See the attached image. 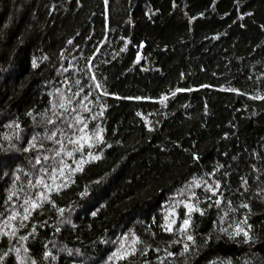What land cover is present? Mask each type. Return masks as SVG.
<instances>
[{"label": "trees", "instance_id": "trees-1", "mask_svg": "<svg viewBox=\"0 0 264 264\" xmlns=\"http://www.w3.org/2000/svg\"><path fill=\"white\" fill-rule=\"evenodd\" d=\"M255 96L264 97V0H0L2 264H264ZM85 125L102 140L83 155L99 159L70 171L81 152L69 141ZM38 192L55 207L43 200L22 221ZM188 202L204 213L189 214L192 241L180 230ZM245 219L249 241L230 239ZM121 247L135 254L110 260Z\"/></svg>", "mask_w": 264, "mask_h": 264}, {"label": "snow or ice", "instance_id": "snow-or-ice-1", "mask_svg": "<svg viewBox=\"0 0 264 264\" xmlns=\"http://www.w3.org/2000/svg\"><path fill=\"white\" fill-rule=\"evenodd\" d=\"M201 15H202V14H201ZM248 15H250V14H248ZM193 19H195V17H193ZM69 43H71V41H69ZM137 59H139V53H137ZM32 67H33V68L36 67V62H35V61H33V63H32ZM93 79H95V77H93ZM96 87L99 88L100 85L97 84ZM202 87H204V86L202 85ZM184 90H185V89H177L176 91H184ZM187 90H190V89H187ZM232 91H237V90H236V89H232ZM173 94H174V93H173ZM105 95H107L106 92H105ZM128 99H131V98H128ZM135 99H141V97H135ZM253 99H264V97L255 96V97H253ZM165 100H166V97H165V96H161V97H160V101H161V103H163ZM59 107H61V108H64V107H65V105H64V103H63V97H61V102L59 103ZM27 115H31V112L27 113ZM101 115H102V113H101ZM137 115H140V113H137ZM76 122L79 123L80 121L77 120ZM48 123H54V121L49 120ZM13 126H14L15 128H17V129H19V127H20L18 123H17V124H14ZM68 127H72V125L69 124ZM86 128H87V125H85L83 128H80V129H79L80 136H79L76 140H71V141H69V142L72 143L73 145H79L77 148H75V150L78 151V152H81L80 159H79L78 161H75V163H76V168H75V169H70V171H80V170H82V166H83L85 163H88V162L95 161V160L99 159V156H98V155H93L92 152H91L90 150L88 151L87 159H86L85 156L83 155V149H84V145H85V143H88V147H89V149H91V146H92V145H91V143H89V141H90L91 139L94 138L96 141H100V140H102V137H101V135H100L99 132H94V133H93V137H89V136L86 134V131H85ZM149 130H151V129H149ZM56 134H57L56 132H52V134L48 137V139H52V137L55 136ZM34 140H35V137H33L32 140H29L28 143H29V146H30V147H34V146H35L34 143H33ZM117 143H119V142H117ZM106 146L110 147V145H106ZM28 150H29L28 148H25V149H24V151H28ZM71 154H72V153H68V155H71ZM43 159H44V160H48L49 157H48V156H44ZM193 159H198V157H197L195 154H193ZM36 163H37V164L40 163V158H39V157H37V159H36ZM41 171L44 172V171H47V170L42 168ZM55 171H56V169H53V172H55ZM60 171H61V175L63 176V175H64V173H63V169H60ZM29 183L31 184V181H30ZM41 183H42V179H41V178H37V180H36V184H41ZM245 183H246V181H245ZM64 186L66 187L67 185L65 184ZM58 187H59V185H57V188H58ZM216 187H219V184H218V183H217ZM44 188H45V189H50V186H49L48 184H44ZM209 190L211 191V189H209ZM86 192H87V190L85 189V191L79 193V195H80V196H84V195H86ZM36 195H37L38 197H40V200H39V201L36 200V199L25 200V202H24V203H25L24 214L20 217L22 221H26V220H28L29 216H31V214H32V211L37 210V209L41 206V201H43V200H47L48 203L52 204V205L55 207V203H54V201H52L46 193L38 192ZM197 203H198V202H197ZM215 203H216L217 205H219V204L221 203L220 199H219V198L216 199V200H215ZM241 207H242V208H248L249 205H248V204H242ZM184 208L186 209V212L184 213V217H185V218L183 219L182 223L180 224V230L183 231V232L185 233V235H186V239H187V240L192 241V240H193V236H191V235H187V233H186V231H185V230L190 226V215H189V214L192 213V212H194V211H196V212H200L201 215H203L204 213H203V211H202L200 208L196 207V206H195L194 204H192L191 202L184 203ZM56 210H57L58 212H61V213H63V211H64L62 208H57ZM18 215H20V214L17 213V212H13V214H12L11 216L8 217L9 221H12V220L16 219V217H17ZM92 215H96V213L93 212ZM172 223H175V221H173ZM172 223H168V224L165 226V231H169V232H171V231L173 230V229H172ZM241 224H245V225H247V220L245 219V220H243V221L237 223V224L235 225V229H234V231H232V232H228L227 234H228V236H229L230 239H231L233 236H240V235H242L243 238H244V241H245V242H248L249 239H250L249 231H247V230L245 229V227H241ZM21 226H22V225H21ZM247 227L250 228L251 225H247ZM33 228H35V226H33ZM221 231L224 232V231H226V230H225V229H221ZM4 234H5V235H9V233H4ZM10 234H11V235H15L16 233H15V231H12ZM19 239H20V240H25V239H27V237H25V236H20ZM138 242H139L138 238H135V237H134V238H133V245H135V243H138ZM187 250H188V245L185 244V245H184V251H187ZM15 251H16L17 253H19L20 249H15ZM24 251L27 252L28 249L25 248ZM129 254H135V249L133 248V249H131V250H125V249H123V247H121V249H118L117 251H114V252L111 254V256L109 257V259L111 260V259H113V258H116V259H121V260H122V259H124V258H125L127 255H129ZM43 255H44L45 257H47V256H49L50 254H49L47 251H45V252L43 253ZM168 255H173V253L169 252ZM8 256H9V252H7V251H5V252H3L2 254H0V264H2V262H3V261L5 260V258L8 257ZM16 259H17V260H20V256L17 255V256H16ZM31 264H36V261H35V260H32V261H31Z\"/></svg>", "mask_w": 264, "mask_h": 264}]
</instances>
